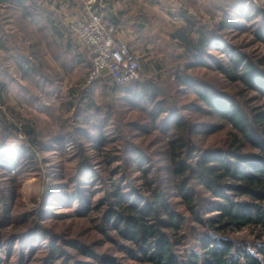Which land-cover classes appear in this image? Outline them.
Returning <instances> with one entry per match:
<instances>
[{"label":"trees","instance_id":"trees-1","mask_svg":"<svg viewBox=\"0 0 264 264\" xmlns=\"http://www.w3.org/2000/svg\"><path fill=\"white\" fill-rule=\"evenodd\" d=\"M35 3L0 0L2 18L26 20L24 35L44 34L50 27L36 22ZM207 13L195 18L177 7L170 62H155L140 79L84 76L52 130H37L7 103L12 92L18 106L44 108L16 77L0 75L3 176L25 159L6 157L14 131L31 152L60 151L74 164L31 209L13 211L14 177L0 186V264H264V49H243L264 45V8L210 0ZM242 34L249 41L234 44ZM22 41L27 52L14 54L20 77L61 95V73L48 71L42 40ZM54 59L64 73H88L91 64L87 50ZM64 219L71 222L60 225Z\"/></svg>","mask_w":264,"mask_h":264},{"label":"rangeland","instance_id":"rangeland-1","mask_svg":"<svg viewBox=\"0 0 264 264\" xmlns=\"http://www.w3.org/2000/svg\"><path fill=\"white\" fill-rule=\"evenodd\" d=\"M53 1V0H52ZM65 0L62 2L64 3ZM73 5L77 6L78 10L81 12L82 8L79 3H77L74 0H69ZM101 1V0H100ZM118 1V0H115ZM121 1H127V0H121ZM142 1V0H141ZM140 1V2H141ZM177 3V7H179L188 15H192L195 18H206L208 16L207 13V7L210 3V0H175ZM254 2H257V4L261 5V7L264 8L263 2H260L259 0H253ZM152 5H140L142 9L134 10L133 14L125 13L122 17V20L130 22L133 20L134 23H137V20L141 17H144L147 19L150 24L146 28L142 27H136L135 31L130 33V35H126V32L121 28L118 23V32L116 33V36L119 38H122L126 43L129 44V46H132L133 51H137L140 56V62H141V68L139 70V79L141 76V72H149L148 69L152 72L153 71V65L155 62H170L171 60V54L174 52L173 49L170 47L168 40V33L172 31V28H174V25H180L181 21L178 18V16H173L171 13L176 11L177 7H172L167 3L165 0H151L150 1ZM56 4V2H55ZM139 4V3H138ZM137 3H134V6H138ZM133 7V5H132ZM171 8V11L170 9ZM104 11V10H103ZM4 13V11H2ZM1 14L0 17V26L4 25L6 26L10 21L9 19L2 18L4 14ZM61 18L63 19L66 17V21L64 23V36L65 37H56L50 34L49 31H45L44 34H37L34 31H31V28H27V32L24 35L23 29L20 27L22 24V20L12 22V32L17 36V39L11 42V45L13 46V52L25 54L23 51H21V44H25L23 41L21 42V38L24 36L31 39V41H41L40 49L45 53L46 61L48 63V71L50 69H57L60 71V76L62 79L59 81L61 83L60 85V91L61 95H58L55 91L47 90L46 95L43 91H40L38 88L36 89L32 84L28 83L26 80L22 79L20 77V74L16 71V69L8 71L9 74H12L14 77L17 78V80L21 83L26 85V87L30 90L32 93V98L35 100V96H38V101L41 105H44L43 109H39L36 106H31L28 103H23L22 105L18 106L16 103L15 98L11 94L12 99L7 100V103L11 105L12 107L17 110L19 115L23 117H28L29 119L33 120L36 124L37 130L41 129H53L55 128V125L52 121L54 117L58 115V113L64 112L63 110L65 107H63L62 103H65L63 101L68 100L67 96H69L68 91L74 87L76 84H80V81L85 76V82L87 81V72L85 68L81 67H75L71 72L64 73L59 69L58 62L54 59V55H59L61 57L64 55L65 57L71 56L77 51L79 53H84L86 48L81 44L80 41L77 40V37L74 32H72L69 28V23L71 20L75 18V14H67L65 16V13H61ZM109 16V15H108ZM8 21V22H7ZM63 22V21H62ZM12 33V34H13ZM122 35H120V34ZM11 34V35H12ZM13 34V35H14ZM250 37L247 36V34H242L237 39L233 40L232 42L234 44L241 43L242 40L243 43H247L249 41ZM69 41L71 47L64 49L63 47L65 44ZM45 43V45H44ZM27 46V45H26ZM255 47H258L257 50H263L264 45L257 43L256 45H250L247 48H244L245 50H251ZM28 54V53H27ZM60 60V58H59ZM64 74H63V73ZM51 73V72H48ZM12 87H15L13 91L16 90V85H12ZM101 90L97 88L95 93V102L100 103L101 102ZM12 93V92H11ZM14 93V92H13ZM57 95V96H56ZM49 98H48V97ZM2 108V107H1ZM52 108L54 109L52 112ZM3 109V108H2ZM4 110V109H3ZM66 115H68V112H65ZM8 116V115H7ZM10 117V121H17L16 118ZM14 137L10 139L7 142L6 145V157L8 159H14L17 158L18 153H23L22 163L15 169L14 171H11L9 176H3L4 173L0 169V186L6 189V187L9 185V178L14 177L15 178V185L12 186V188L15 191V202H14V210L13 211H22V209H31L37 205V203L40 201L41 196L43 195L46 187L49 183L56 180L59 176V174L62 172L64 166L66 168H70L74 165L72 164H65V154H60V151H32L30 148H28V144L25 141L24 134L19 131L13 132ZM19 151V152H18ZM70 151V150H68ZM29 155V158L27 156ZM98 163V162H97ZM118 162L113 164L112 167L117 166ZM16 173L15 176L13 174ZM74 220H72L73 223ZM71 222L70 219H64L63 222H59L60 225L62 224H69ZM47 225H52V221L45 222ZM73 225L74 224H70ZM83 228V227H82ZM87 228L85 227V230ZM118 257H121V254H118ZM11 261H14L11 259ZM125 263V261H122Z\"/></svg>","mask_w":264,"mask_h":264},{"label":"built area","instance_id":"built-area-1","mask_svg":"<svg viewBox=\"0 0 264 264\" xmlns=\"http://www.w3.org/2000/svg\"><path fill=\"white\" fill-rule=\"evenodd\" d=\"M62 3L63 0H53ZM81 5V12L70 21V30L89 52L91 64L87 81L107 79L124 84L139 79L141 56L130 49L128 43L116 36L118 25L104 12L105 2L100 0H74ZM177 7L175 0H165ZM110 44H106L109 42ZM119 56V60L115 56Z\"/></svg>","mask_w":264,"mask_h":264},{"label":"crops","instance_id":"crops-1","mask_svg":"<svg viewBox=\"0 0 264 264\" xmlns=\"http://www.w3.org/2000/svg\"><path fill=\"white\" fill-rule=\"evenodd\" d=\"M101 1L105 2L106 4V7L104 8V12H106L110 18L112 17L114 20H116V22L120 26V29L122 28L126 32V35L127 34L130 35V33L132 34V32L135 31L136 27L146 28L150 24V22L144 17H141L140 19H138L137 23H134L133 20L130 22L124 21L122 20V17L125 13L133 14L134 10L140 11L142 9V7H140L141 4L142 6L152 5V3L150 2L151 0H142V1L141 0H127V1L101 0ZM134 3H137V4L139 3V4L137 7H135ZM34 5H36L35 9L40 10V15H41V16L39 15L35 16L36 22L45 24L47 28L50 27L46 31L50 32V30H53V31H55V29L58 30V34H55V36L59 38L65 37L64 36V30H65L64 23L66 21V17H64L63 19H60L62 15L61 13H65V16H67V14H72V13L75 14V16H78L80 12L77 6L73 5V3H71L69 0H65L64 3L56 2V4H55V1H52V0H36V3ZM169 9L171 11V8ZM3 10H5V7L3 5H0V14ZM9 21L10 22L6 26L4 25L0 26V75L6 72L9 73L8 71L10 70L14 71L15 69L18 72L16 68L14 54L18 56L21 53L13 52V46L11 45V42L13 41V39L16 40L17 36H15V34L12 32L13 30L11 27L12 22H15V21L13 19H9ZM25 21L22 20V22H25ZM60 33H62L61 36H60ZM24 43L25 44H21V51L23 52L26 50V45H27V42H24ZM130 49H132V46L130 47ZM14 89L15 87L11 88V90H14ZM7 98L8 100L12 99L11 93H8Z\"/></svg>","mask_w":264,"mask_h":264},{"label":"clouds","instance_id":"clouds-1","mask_svg":"<svg viewBox=\"0 0 264 264\" xmlns=\"http://www.w3.org/2000/svg\"><path fill=\"white\" fill-rule=\"evenodd\" d=\"M106 44H110V41H109V42H106ZM115 58H116L117 60H119V56H118V55H116Z\"/></svg>","mask_w":264,"mask_h":264}]
</instances>
